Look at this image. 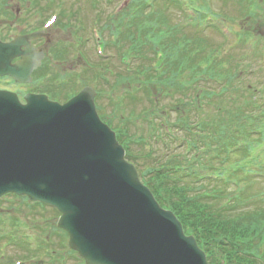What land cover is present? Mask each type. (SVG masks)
<instances>
[{"label":"water","instance_id":"95a60500","mask_svg":"<svg viewBox=\"0 0 264 264\" xmlns=\"http://www.w3.org/2000/svg\"><path fill=\"white\" fill-rule=\"evenodd\" d=\"M8 52L0 75L29 80L30 71L11 66ZM94 96L85 89L61 105L28 95L22 104L0 92V195L17 191L56 205L71 246L88 264H209L125 160Z\"/></svg>","mask_w":264,"mask_h":264},{"label":"trees","instance_id":"16d2710c","mask_svg":"<svg viewBox=\"0 0 264 264\" xmlns=\"http://www.w3.org/2000/svg\"><path fill=\"white\" fill-rule=\"evenodd\" d=\"M145 2L146 0L133 1L132 7L142 4L136 12L133 27L120 28L119 32L123 38L132 39L134 43L140 44V47L137 46L136 49L141 48L142 51L146 50L145 47H141L142 45L148 44L147 46L150 47L152 39H155L158 34L162 36V45L167 53L166 74L169 79L168 82L167 77L160 80L162 81L160 86L161 84L168 86L174 82L183 87L184 82L181 80L185 77L183 72L189 70L196 77L203 75L222 77L233 85L234 74L227 68L228 60L232 57L230 52L224 53L221 57V53L217 51H214V54H206L207 47H213L206 36L189 34L186 30L180 31L175 25H170L166 10L174 8V0L157 1L155 4L158 9L153 12L145 10ZM139 32L141 39L137 40L136 34ZM226 56L229 57L226 58ZM177 70H182L183 75L177 73ZM191 79H194V76ZM214 91L212 90L214 94L217 93V96L211 100V104L216 103L225 113L230 112L228 114L231 118L229 123L231 128L223 127L225 116L222 114L219 119L209 118L208 116H213L212 111H199V117L206 118L207 123L205 120V125H201L202 131L190 140V145L197 154L193 158L186 156L184 159L186 163L188 162L191 171L186 174H180V171L174 172L175 165L182 164L183 160L173 158L157 168L158 171L155 167L143 171L142 176L149 178L147 183L159 202L172 209L184 224L186 231L196 236L211 264H264V158L233 164L234 155H228L225 152L236 141L234 139L236 127L244 130L253 129L262 120L258 115L255 118L252 116L248 118L250 104L245 102L247 99H245L244 91L238 96L239 103L232 107L227 101L228 96H221V91ZM209 95L211 94L207 93L206 97ZM184 118L186 121L190 120L188 116ZM262 123L264 129V121ZM246 138L252 139L250 135H246ZM143 141L141 144H144ZM211 146L212 149H210ZM213 146L216 149H213ZM204 147H207L206 150L199 153V150ZM213 151L216 154L219 153L218 157L221 155L218 158L219 161L213 159ZM245 152L244 148L238 151L240 157H244ZM207 162L211 165L210 171L218 170L214 166H226L224 172L229 173L228 185L211 179L200 181L206 173H203L205 168L208 169ZM252 172L260 176L254 177L251 175ZM151 174L154 176H150ZM236 181L237 185H243L239 191L241 195L233 204L220 206L221 200L230 194L223 192V188L227 189L232 182ZM249 201H254L253 205L247 204Z\"/></svg>","mask_w":264,"mask_h":264},{"label":"rangeland","instance_id":"374dc122","mask_svg":"<svg viewBox=\"0 0 264 264\" xmlns=\"http://www.w3.org/2000/svg\"><path fill=\"white\" fill-rule=\"evenodd\" d=\"M65 1L66 0H64V8L66 9V13H68V14H66V16H65L64 30L65 31H70L72 29L76 30V29L80 28L81 24L78 23L77 19L73 18L70 9H68L65 5ZM91 1L92 0H90V1L88 0V2H86L85 5H83L85 8H87L86 11H89V12H83L84 22L82 25L85 27L97 26V24H99V22H98L99 18L94 16V14H96V13H97L96 15L101 16V20H102V22H104L105 21L104 17L107 15V12L110 9V7H106L105 11L102 10V9H104V5H106L107 0H95V2H99V6L102 7V9L98 8L97 11L94 9L95 13L93 14L91 12V10L94 7L92 6ZM210 1L213 4L212 5L213 9H215V11L218 14L224 16L230 22V24L234 28H236L239 32H242L243 24L246 25L247 22H249L250 20L251 21L254 20L252 17H249L248 8L246 7L247 10L245 9L246 2H245V6H244L243 0H210ZM165 9H167V8H165ZM166 11L168 12V16L170 19V22H169L170 25L179 26L181 23H183V21H184L183 17L184 16L181 14V12L178 9L172 7L171 9H167ZM231 17L233 19H231ZM258 22L259 21H256V23H258ZM214 23L221 30L224 29V27H225L224 25H226L222 21L219 22L218 19H214L213 24ZM252 24L254 26L249 25L245 28V30H247V31L250 30V32L252 30H256V33L258 34V38H261V37L264 38V24L261 23V26H259V24H255L253 22H252ZM190 25L185 26L184 28H187L185 30L188 31L189 34H195L196 28L192 27ZM102 26H103V23H102ZM56 29H58V28H56ZM102 31H103V29H102ZM51 32L56 38L55 41L53 40L52 45H50L48 47V51H49V48L52 46V48L50 49L51 54H54L58 50V48L56 46V41H59L60 43L63 42V38H61V37H64V42H69V40L71 42L70 34H68L67 32L63 33L60 29L56 30V31L53 29ZM204 32L205 33L202 35L206 36L210 42L211 41L214 42V44L212 45L213 47H216V45L218 47V45L222 42V40H221L222 38L218 34L219 31L217 32V30L213 26H210L209 29L207 31H204ZM87 35L91 36L90 30H87L85 32V36H87ZM102 35H103L102 38L105 39V42H107L106 51L108 53L112 52L115 55L107 61L113 62V64H115V66L118 65L120 67V68H118L116 66L115 67L116 69H119V70L123 69V66L119 62V58H120L121 54H127V53H133L134 54V52H136L137 50H133L132 45H130L131 42L127 43L126 41L125 42L122 41V44L119 42L121 44V46L123 47V49L117 47L116 45H114V43L110 44V42L107 40L111 39L113 41V40H117V39L118 40L122 39V35L118 34V32L116 35L111 34L109 29L105 27V30L102 32ZM229 39H232V37H229ZM86 42L87 43L84 45L83 49L85 50V52H88L87 58L89 59V61H93L95 56H96L94 40L89 39V40H86ZM227 51L228 52L231 51L229 49V47L227 50H224L221 53L220 57L224 53H226ZM239 53H240V51L239 52L231 51L230 55L235 56V54H236L238 57ZM56 54L58 56V52H56ZM89 54H91L92 56H90ZM116 54H117V56H116ZM146 54H147V58L145 60H142L141 56H140V58H138L134 63L135 65H139L142 68V70L144 68H147L150 70V68H153L155 66V60L153 57L154 53L152 51H148ZM93 55H95L94 58H93ZM60 57H61V59H64V56L61 55ZM228 57L229 56H226V58H228ZM77 58H76V54L73 52V49L69 47V56H67L66 61L62 62V61L56 60V62L54 63L55 65L50 64V66H53L54 69L48 68L46 71L49 72V74L50 73L56 74V73L63 71L64 69H72L74 71H81L82 70V67L80 64L81 61L78 62ZM230 60L231 59L228 60L229 62H228L227 68L229 69L230 72L234 73V72H236V61H234L231 64ZM263 74H264V72L260 73V75H263ZM258 75L259 74L253 75L252 73H248L246 75L247 76V82H249V83L252 82L255 85H257L256 84V78L258 77ZM188 78H189V76L187 75L186 79H188ZM110 79L111 78H109V80ZM168 79H169V77L167 78V80ZM186 79H181V80H183V82H184V80H186ZM225 80L227 83L228 82L227 79H225ZM129 82H130L129 80H124V79L119 80L118 77H115V78H112V83L110 85L105 86L104 84L100 83V84H102V87L104 88L103 90L111 91L114 94L113 95L114 101L112 103H110V100L108 98L100 97V105L103 107V115H105V117H108L111 120V122H114V124H117L118 126H120L118 124V120H120L119 118H120V114H121L122 117L127 119L126 126L129 127L128 130L130 131L131 135H135L136 137L142 136V137L146 138L147 143L146 142L144 144L134 143L132 145V150L135 153H142L145 155V158L147 159L146 153L148 151H150L149 150L150 148L148 145L150 143L151 146L153 145V148H154L156 154H157V152H159L161 155H163L162 154L163 152H160L162 150V146H161L160 142H155V137H153L154 133L152 135L151 129H150L149 124H148V120L146 119V116H145L146 113H148V108L151 107V103H150V101H147V100L145 101L143 91H136V92L134 91L133 95L138 96L139 99H132L131 95H126V93H127L126 90H128V93L131 91V88L128 89V86H130ZM233 82H234V84L236 83V84L240 85V82L236 78L234 79ZM95 83H96L95 84L96 87L100 86V84L98 83V80H96ZM111 85L113 86V88L110 87ZM246 85H244L242 88H241V86H238L239 90L241 91V90L245 89ZM187 86H189V88H187V91H186L187 94L173 93V95L176 94L173 96L174 99H172V97H165V98H163L162 102H163V105H167V107L169 109L171 108L170 105L171 106L172 105H175V106L180 105V107H181L180 112L171 111L170 112V119L173 122L174 121L180 122L181 127H180V129L176 130V135L180 139L184 140V139L188 138L189 140H192L193 138L189 137V135H192L196 130H198V126L195 125V121L202 119V118L199 117V115H198V111H197L198 109L193 110V108H191L189 106V104L187 105V103L189 101L188 100L189 91L193 90V88L195 86L196 87L197 86H204L208 90H211L212 88L217 89L218 92L222 88L217 83L212 84L209 82L206 84V83H204V81H202L201 78L198 79L196 76L194 77V79H192L191 84H189V85L187 84ZM172 90H173V88H171V87H169L167 89V91H170V93ZM141 93H142V95H141ZM123 95H124L123 100L119 101V99ZM133 95H132V97H133ZM184 95H186V96H184ZM236 95H237V93L232 92V91H228L226 94L224 93V95H221V96H228L227 101L229 102V105H231V107H232L239 102V99L237 100L235 97ZM208 98L209 97H206V99L203 102V104H204L203 112L210 110V111H212L211 114H213V116H208V117L209 118L217 117L219 119L220 117H222V116H220V112H222L221 110H219L220 105H216V103H214L215 105L211 104V98L210 99H208ZM254 108L256 109L255 106H254ZM184 109H186L188 111L190 110L189 112L187 111L186 114H184V116L190 115L191 120L185 121L182 119L183 114H181V112ZM179 117H180V119L177 120ZM205 120L207 123L206 118H205ZM204 125L205 124H203L202 126H204ZM202 126L199 127L200 130H202ZM217 129L218 128H216V130ZM219 134H221V133L219 132ZM237 135L242 138L241 131L237 132ZM137 140H138V138H137ZM175 146L179 147L180 145L178 143H176ZM206 148L207 147H204L203 149L199 150V153L204 152L206 150ZM210 149H212V146L210 147ZM213 149H216V147L213 146ZM183 150H184V148H182V147L178 148V151L181 154L184 153ZM162 151H164V150H162ZM258 153H260V152H255L254 154H258ZM195 154H197V153H195ZM212 154L214 155L216 153L213 151ZM157 156H159V155H157ZM147 160L139 159V165H143L144 162L145 163L149 162ZM208 162H210V161L208 160ZM215 167L216 166H214V168ZM208 168H210V167H208ZM258 186H260V185H258ZM241 187H243V185H237L236 188L235 187H229L228 189L224 188L223 192L226 191V192L230 193L225 199H231V202H230L231 204L236 202L235 199L241 195V192H239V190H238V188H241ZM225 199L221 200L220 206H224L223 201ZM253 203H254V201L253 202L249 201L247 204L253 205ZM8 204H9V202L6 203L5 205H8ZM43 214L48 215V216L56 215L58 217V215L55 213L54 210H47V211H44V213L43 212L37 213L35 211H32L31 214H28V220L31 222L33 220L32 226H31L33 228L32 232L38 231L37 225L41 224L42 222L40 220H37V219H39V218L43 219V217H41V215H43ZM7 223L12 225V222L10 220H8ZM43 231L46 235H47V233H50L52 235V238H54L53 239L54 242H53V244H51L52 249H56V251H58V252L62 251L63 250L62 243H61V241H59L58 236L55 237V233L53 232V230L45 227V229ZM24 232H26V230H24ZM5 244H7L5 239L3 241H0V254L5 253L7 257L9 256L10 262H12L13 259H15V261H16L17 259L24 258L25 264H29V261L27 260V258L24 257L25 256L24 251L23 250L20 251L19 246H16L14 243H10L9 245H5ZM80 263H79V259H77V260L73 259V260H69L67 264H80Z\"/></svg>","mask_w":264,"mask_h":264}]
</instances>
